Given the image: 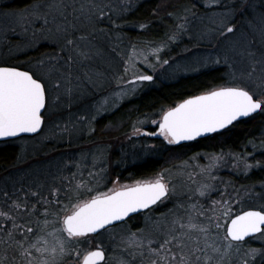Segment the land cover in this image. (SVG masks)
Returning a JSON list of instances; mask_svg holds the SVG:
<instances>
[{
	"label": "rangeland",
	"instance_id": "rangeland-1",
	"mask_svg": "<svg viewBox=\"0 0 264 264\" xmlns=\"http://www.w3.org/2000/svg\"><path fill=\"white\" fill-rule=\"evenodd\" d=\"M13 1L15 0H0V63L9 57L27 53L44 45L47 53L32 61L28 66L29 70H34L41 60L45 62V72L48 67L54 65L52 76L60 77L63 83V76L70 74V87L73 91L71 97L62 95L59 106L49 110L46 114L45 127L39 136L22 137L17 140L19 151L16 162L0 172V211H8V205L11 204V200L5 204L6 198L3 196L5 191L9 196L13 193L23 196V193L29 190L49 196L53 187L63 188L66 181L62 177L77 171L76 163L81 164L83 179L87 180L94 159L97 171L101 166L106 169L102 173L105 178L98 185L100 191L113 187L112 182L117 178L120 184H133L134 182H124L123 178L115 176L112 171L117 164L125 165L124 159L137 161L133 152L140 149L143 150L138 154V159H145L151 155L156 143L152 142L149 136L143 135V132L150 131L148 129L150 125L157 126L151 121L158 120L159 114L136 119L129 124V130L120 135L119 128L125 125L124 122L116 126L117 128L112 124L107 125L104 129L101 128L100 133L96 130V121L104 114L118 109L146 87V82H128L137 76L151 75L159 81H168L213 66H225L211 63L218 55H222L229 44V41L219 34L221 14L227 13L234 4L238 5L235 15L226 18L239 27L248 22L258 24L259 17L264 11L261 8L264 0H220L219 4L208 7L205 5L209 4V0H200L195 9L189 8L191 11L188 13L185 30L178 31L176 27L184 23L182 19L177 18L184 12L174 15L178 22L171 28L170 42L166 44L162 40L130 42L126 40L123 31L117 28L118 19L132 12L145 0H38L18 9L13 5ZM159 1L161 13L170 5L179 2ZM53 4L61 5L63 14L49 7ZM244 4L248 5L246 10L243 8ZM36 5H39V18L32 15ZM82 5L83 13L80 11ZM99 8L103 9L102 18L97 16ZM20 14L26 17L23 22H18ZM167 16H170V13ZM45 17L47 24L44 22ZM58 25L67 28V32H58ZM173 34L176 35L175 40L170 39ZM81 35L87 39L80 40ZM238 35L237 33V37ZM247 35L253 41L254 49L261 46L258 29L249 31ZM66 36L75 39L76 43L72 46L67 45ZM156 47L161 48L158 53L159 62L157 56L152 53V49ZM80 51L87 53V59L78 54ZM69 56L73 58L71 62L66 60ZM206 58L209 61L208 66L199 67L197 62ZM164 59L169 63L163 64ZM193 65L199 67V71H185L186 67L190 68ZM240 68L241 65L237 63L234 70L239 72ZM65 126L67 131L64 130ZM134 127L140 128L141 132L134 133ZM116 134L118 135L115 136ZM249 146V149L246 144L242 146V154L224 153V161L213 170V175L217 177L214 181L200 174L201 168L209 164L210 156L219 155L220 152H193L185 147L176 151L177 153H171L169 156L173 157L172 161L167 162L158 173L164 172L166 178L174 185V194L156 206L161 208L160 212L155 213L156 209H153L143 217L134 219L136 230L123 225L96 237V242L105 250L106 264H149L147 258L142 259L139 255L133 259L130 252L134 250L128 249L123 239L131 233H136L138 237L159 235L155 229L157 227L164 229L165 225L170 227L175 215L184 216L187 220L185 209L189 204L199 202L207 210L213 200L221 199V193L225 189L227 196L232 197L233 212L251 202L260 207L264 205L255 186L242 184L244 177L257 167L255 157L258 149L253 144ZM115 152L122 156L118 163L113 159ZM244 161L253 165L247 172L244 170ZM156 174L148 179L154 178ZM202 183L213 184L214 190L205 197L196 194L189 199V189L194 192ZM29 199L34 201L36 198ZM179 204H183L184 207H177ZM37 207L41 208V205L38 204ZM141 229L144 231L141 232ZM3 235V232H0V237ZM49 240L51 241V238ZM256 242L259 245L255 247L256 249L264 248V238H258ZM244 252L242 249L238 255L234 253L231 257L232 264H240V260L245 258ZM0 260H3L4 264H26V258L19 254L17 246L9 245L3 240H0Z\"/></svg>",
	"mask_w": 264,
	"mask_h": 264
},
{
	"label": "snow or ice",
	"instance_id": "snow-or-ice-1",
	"mask_svg": "<svg viewBox=\"0 0 264 264\" xmlns=\"http://www.w3.org/2000/svg\"><path fill=\"white\" fill-rule=\"evenodd\" d=\"M219 2L209 0L205 7ZM247 6L243 5L244 10ZM49 7L63 14L61 5ZM237 7L234 4L227 13L221 14L219 34L229 44L222 55L211 61L215 65L223 64L233 69L227 73L228 78L200 94L189 95L174 105L162 106L159 119L151 121L157 125L158 132L145 131L143 135L160 136L168 145H181L182 142L195 141L210 134H222L243 118L264 114V11L258 24L248 22L238 27L226 18L234 16ZM261 8L264 9V3ZM38 9L39 5H36L32 12L37 18ZM80 11L84 12L83 5ZM190 11L185 8L184 14L177 17L184 21L176 26L178 31L185 30ZM103 14V9L99 8L98 18H102ZM17 19L23 22L26 17L20 14ZM44 22L48 23L46 17ZM256 29L259 30L261 46L254 49L247 33ZM57 31L67 32V28L58 25ZM79 39L83 41L87 37L81 35ZM170 39L175 40L176 35L173 34ZM65 40L69 46L76 43L75 39L67 36ZM160 51V47L152 49L158 62ZM78 54L87 59L86 52L80 51ZM72 59L71 56L66 58L68 62ZM162 63L166 65L169 61L164 59ZM208 63L207 58L197 62L199 67H207ZM237 63L241 65L239 72L234 70ZM44 67L43 60L34 70L0 66V139L41 133L49 110L59 106L62 95L71 97L70 74L63 76L62 83L60 77L51 74L54 65L48 67L46 72ZM199 67L193 65L186 67L185 71H199ZM136 79L152 81L153 77L140 75ZM64 130H68L66 126ZM140 132V128L134 127V133ZM209 161L207 166L201 168L200 174L214 181L217 177L213 175V170L224 161V154H213ZM75 167L76 172L62 177L66 181L63 188L53 187L49 196L32 190L24 192L23 196L16 193L9 196L6 191L3 193L5 204L9 200L11 204L8 211H0V232L4 234L0 240L9 245L15 244L19 254L26 258V264H106L105 250L96 242V237L110 229L115 230L119 227L118 222L126 223L131 214L145 213L153 206L164 203L175 192L174 185L164 172L152 179L137 180L131 185L120 184L117 178L112 182L113 187L100 191L98 185L105 178L102 173L106 171L103 166L97 171L94 159L87 180L83 179L81 164L76 163ZM252 167L244 161L245 172ZM212 190L213 184L202 183L194 192L189 189V199L196 194L205 197ZM29 197L36 199L32 201ZM38 204L41 208L37 207ZM177 207L183 208L184 205ZM185 215L187 220L184 216L175 215L170 227H157L155 231L159 235L138 237L136 233H131L124 238L126 247L134 250L130 252L133 259L139 255L142 259L147 258L149 264H225V261L232 264V255H238L245 248L246 238H264V205L260 210L234 213L232 197L227 196L226 189L221 193V199L213 200L207 210L199 202L192 203L185 209ZM192 233L198 235L193 236ZM257 255L264 259V248L249 247L240 264H249L248 258L254 260ZM0 264H4L3 260H0Z\"/></svg>",
	"mask_w": 264,
	"mask_h": 264
},
{
	"label": "trees",
	"instance_id": "trees-1",
	"mask_svg": "<svg viewBox=\"0 0 264 264\" xmlns=\"http://www.w3.org/2000/svg\"><path fill=\"white\" fill-rule=\"evenodd\" d=\"M34 1L38 0H15L13 1V5L18 9L31 4ZM159 2L161 1L145 0L132 12L124 14L118 19L116 22L117 28L123 31L126 40L128 39L130 42H135L134 40L159 42L162 40V42L166 44L169 43L170 30L175 27L178 22L176 21V18H174V15L178 14V12L181 14L185 8L189 9L196 7L200 0H179L177 4L170 5L169 8L162 13L159 11ZM169 13L172 15L167 16ZM141 25H144V27L142 28ZM128 26H131L132 28H129ZM48 49L51 50L49 46ZM177 50H179V46L177 47ZM45 53H47V49L44 45H41L35 50L3 60V62L0 63V66H14L23 70H29L28 66H30V63ZM228 71L229 70L226 66H213L194 74L181 75L174 80L159 81L154 79L151 82H146V87L142 89L140 93L133 96L129 101L123 103L115 111L104 114L100 117L96 121V130L101 133L102 129L107 125L109 126L112 124L114 127H118L120 123L122 124V122H124L123 124L125 125L119 128L118 134L120 135L128 131L129 124H132L136 119L146 115H158L162 106L167 107L169 105H174L182 99L187 98L189 95L200 94L209 87L224 83L228 78ZM156 128L157 127L150 125L148 129L152 131ZM17 140L19 139L0 142V172L6 170L16 162L19 151V147L16 144ZM152 142L156 143V146L152 148L151 155L145 159H138L137 156L143 149L133 152L136 157L134 159L137 161L124 159L125 165L117 164L114 171H112L113 174L117 177L120 176V178H123L124 182L145 180L158 173L162 167L166 166L167 162L172 161L173 157L169 156L171 153H177L176 151L182 150L185 147L190 148L193 152L214 151V153L220 152L223 154H242V146L246 144L249 149V145L253 144L258 149L255 159L257 160L256 163H259V166L253 168L250 173L244 177V182L241 181L243 182V185L248 184L255 186L256 192L259 193V197L264 201V114H257L249 119L236 122L234 126L223 131L222 134L217 133L208 138L189 144L168 145L163 139H152ZM157 152L158 154H156ZM120 156L119 153H114L113 159L116 163L122 158V156ZM260 208L259 205L251 202L234 213H238L241 210ZM153 209H156L155 213L161 211V208L159 207ZM147 212L132 217L126 223L119 224V227L126 225L127 227H130L131 230H136L134 219L141 216L143 217ZM257 246L259 245L257 244L256 239H251L247 241L245 248L243 249L246 251L249 247L257 248ZM248 259L249 264H264V259H262L260 255H257L254 260L251 258Z\"/></svg>",
	"mask_w": 264,
	"mask_h": 264
},
{
	"label": "water",
	"instance_id": "water-1",
	"mask_svg": "<svg viewBox=\"0 0 264 264\" xmlns=\"http://www.w3.org/2000/svg\"><path fill=\"white\" fill-rule=\"evenodd\" d=\"M21 70H23V69H21ZM152 77H153V76H152ZM153 80H154V77H153ZM153 80H152V81H153ZM138 81H139V80H137L136 78H133V79L129 80L128 82L131 83V82H138ZM140 82H151V81H140ZM255 115H257V114H254V116H255ZM249 118H251V117H249ZM249 118H243V119H241L240 121H243V120H246V119H249ZM238 122H239V121H238ZM235 123H236V122H235ZM44 127H45V125H44ZM44 127L42 128V131H43ZM230 127H231V126H230ZM230 127H229V128H230ZM226 130H227V129H226ZM42 131H41V133H42ZM224 131H225V130H224ZM147 132H149V131H147ZM156 132H158V127H157V129H156ZM41 133H37V134H22V135L19 136V137L0 139V142L16 140V139H19V138H22V137H35V136L40 135ZM215 134H217V133H215ZM215 134H210V135H208V136L199 137V138H197V140H195V141H198V140H201V139L208 138V137H210V136H212V135H215ZM195 141H186V142H182L181 145H183V144H189V143H192V142H195ZM158 205H159V204H158ZM158 205L153 206V208H155V207L158 206ZM153 208H152V209H153ZM150 210H151V209H150ZM247 210H260V209H247ZM147 211H149V210H146L145 212H147ZM139 214H142V213H133V214H131V216L127 219V221H128L129 219H131L132 217H135V216H137V215H139ZM122 223H124V222H118V224H122ZM251 239H253V238H251V237L246 238V241L251 240Z\"/></svg>",
	"mask_w": 264,
	"mask_h": 264
},
{
	"label": "flooded vegetation",
	"instance_id": "flooded-vegetation-1",
	"mask_svg": "<svg viewBox=\"0 0 264 264\" xmlns=\"http://www.w3.org/2000/svg\"><path fill=\"white\" fill-rule=\"evenodd\" d=\"M157 127V126H156ZM157 129V128H156ZM156 129L152 130V131H149V132H153L155 131L156 132ZM149 138L151 139H163V137H160V136H149Z\"/></svg>",
	"mask_w": 264,
	"mask_h": 264
}]
</instances>
